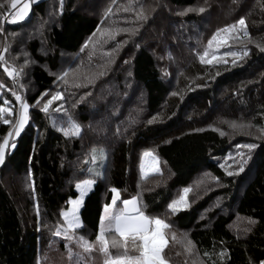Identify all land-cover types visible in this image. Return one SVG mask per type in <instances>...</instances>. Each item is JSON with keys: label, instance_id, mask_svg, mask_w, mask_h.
Instances as JSON below:
<instances>
[{"label": "trees", "instance_id": "trees-1", "mask_svg": "<svg viewBox=\"0 0 264 264\" xmlns=\"http://www.w3.org/2000/svg\"><path fill=\"white\" fill-rule=\"evenodd\" d=\"M12 9L0 0V106L13 110L0 113V141L11 128L3 120L19 112L13 92L29 104V123L0 166V264H104L98 245L85 251L54 235L81 179L95 184L74 237L95 241L116 187L119 201L137 196L170 224L168 264L264 260V0H38L25 20L6 23ZM241 17L247 36L238 24L218 32ZM245 49L235 64L224 55ZM205 52L219 62L203 63ZM248 143L258 147L244 172L226 175ZM145 151L160 171L142 174ZM185 187L188 206L172 213ZM108 238L121 241L111 257L138 254L130 238L126 247Z\"/></svg>", "mask_w": 264, "mask_h": 264}, {"label": "snow or ice", "instance_id": "snow-or-ice-1", "mask_svg": "<svg viewBox=\"0 0 264 264\" xmlns=\"http://www.w3.org/2000/svg\"><path fill=\"white\" fill-rule=\"evenodd\" d=\"M31 0H23V6L19 7L17 11L11 16V20L8 22L15 23L20 20H23L29 11ZM11 7L16 9L18 7V0H11ZM200 12H203L204 9L200 8ZM143 18V17H141ZM239 25V30L244 32V35L247 36V28L245 25V19L241 17L236 24L227 25L224 29L218 30V32H229L236 30V25ZM121 31H127V29H121ZM112 35V33H109ZM216 37H213L215 40ZM213 40L209 41V45L211 46ZM261 51H264V46H260ZM208 55L207 52L204 53L200 57L203 63L211 64L214 60L219 62L216 56H213L212 59L206 60L205 57ZM225 56H232L234 59L232 63L235 64L237 59H241L243 56L248 55V51L245 49L242 52L237 51H228L224 53ZM3 59V56H0V60ZM227 63V61H224ZM219 74V73H217ZM11 75V73H10ZM67 73H64L66 76ZM62 79L63 77H58ZM13 95L16 97V100L19 103V112L14 121H10L9 119H4V124H11V128L9 132L3 137L2 141H0V166H4L6 164V156H7V148L9 146L15 147L14 138L19 137L24 130V128L29 123V104L21 97L13 92ZM44 95V94H42ZM62 99V93L56 92L55 95L52 96L46 103L43 104L41 111L48 112L49 105L53 100ZM5 111L12 113L11 108H4L0 106V113H4ZM155 119V118H153ZM152 121H149L151 123ZM64 135H68L67 130H63ZM81 131L80 126L78 124H73V133L79 134ZM264 131V129H262ZM223 134V133H222ZM238 148L243 147L248 150L247 158L243 159L242 162L239 163V167L236 169L235 173L232 171H227L226 175L233 176L239 175L244 172L245 165L248 164L249 159H251L252 150L256 149L258 145L256 143H248L244 145H237ZM145 157H151V165L150 168L153 171H160L158 167V157L154 156L150 151H145L143 153ZM237 155L241 157L245 156V153L238 152ZM144 164H141V171H144ZM223 167V165H221ZM217 181L219 178H216ZM95 180L87 179L83 180L76 184V188L80 191L79 199H72L69 201L71 205L68 211L62 212L61 215L64 217L66 227L63 229H57L54 233L55 236H63L65 239L71 241L74 238L76 239L78 245L82 247L85 251H91L97 245L99 246V251L102 252L105 256L104 264H168L164 254L163 249L167 245V230H170V224L166 222L164 219H161L159 216H153L151 214H146L144 210L138 205V197L132 196L128 199L122 200L123 207H117V202L121 200L120 190L116 187H112L110 189L111 200L108 203H105L102 206V213L99 217L98 230L95 237V241H88L83 236L74 237L73 231L75 229L82 227L81 217L79 215L80 207L83 203V198L89 188L94 186ZM183 194L177 199L173 200L168 204V209L175 213L179 211L180 207H187V194L190 189L185 187L183 190ZM39 215V213H38ZM115 233L119 237L124 238L123 246H127L128 239L130 238L131 245L138 254L128 255L127 251L123 255H117L115 258L111 257L109 253V246L111 247H119L121 246V241L117 239H112L109 241V234ZM175 238L173 234V239ZM191 245V241L188 242ZM67 247V245H66ZM69 253L71 255V249H69ZM207 255V253H205ZM259 264H264V260L260 261Z\"/></svg>", "mask_w": 264, "mask_h": 264}, {"label": "rangeland", "instance_id": "rangeland-1", "mask_svg": "<svg viewBox=\"0 0 264 264\" xmlns=\"http://www.w3.org/2000/svg\"><path fill=\"white\" fill-rule=\"evenodd\" d=\"M36 1H38V0H31V3H30V7H29V11H28V14H27V16L23 19V20H25L28 16H29V14H30V12H31V6H32V4L34 3V2H36ZM102 0H100V2H101ZM98 4V2L97 3H91V5H89L87 2H84L83 4H82V6H83V10H85V9H88L89 7H94V6H96ZM23 6V0H18V7L16 8V9H13L12 10V12H13V14L15 13V11H17L18 9H19V7H22ZM11 20V16H9V17H7V18H5V22L6 23H8V21H10ZM20 21H22V20H20ZM4 35V34H3ZM5 35H6V33H5ZM5 35H4V37H5ZM23 56V59H26V55H25V53L22 55ZM61 65L60 66H65V64L62 62V63H60ZM9 73H11V76H12V78H16V79H18V76H17V74L16 73H14V71L12 70V69H9ZM60 77H62L61 75H60ZM61 80H64L63 78L61 79ZM152 153V152H151ZM154 156H156L154 153H152ZM157 157V156H156ZM151 157H145L144 155H143V157H142V163L144 164V171L142 172V174H149V173H151V172H154L151 168H150V165H151ZM158 167H159V169H160V160H159V158H158ZM84 180H87V179H84ZM81 181H83L82 179L81 180H78L77 182H76V184L77 183H79V182H81ZM93 187V186H92ZM92 187L91 188H89L88 190H87V192H86V194H85V196L87 195V193L92 189ZM85 196H84V198H85ZM80 198V191H79V197L78 198H76V199H79ZM84 198H83V201H84ZM178 199V198H177ZM177 199H175V200H177ZM83 204V203H82ZM138 205L141 207V205L139 204V201H138ZM82 206V205H81ZM70 207H71V205L69 206V209H70ZM117 207H123V205H122V201H118L117 202ZM81 208V207H80ZM182 208H184L183 206H181L180 207V209H182ZM68 209V210H69ZM67 210V211H68ZM146 213V212H145ZM147 214V213H146ZM113 258H115V257H113Z\"/></svg>", "mask_w": 264, "mask_h": 264}, {"label": "built area", "instance_id": "built-area-1", "mask_svg": "<svg viewBox=\"0 0 264 264\" xmlns=\"http://www.w3.org/2000/svg\"><path fill=\"white\" fill-rule=\"evenodd\" d=\"M12 10H13V9H12ZM12 10L6 14V16H5L6 18H7V17H9V16H12V15H13V12H12ZM13 81H15V82H16V81H17V79L14 77V78H13Z\"/></svg>", "mask_w": 264, "mask_h": 264}]
</instances>
